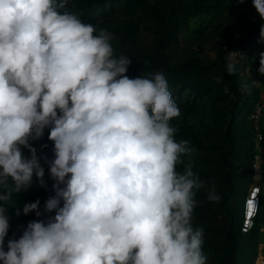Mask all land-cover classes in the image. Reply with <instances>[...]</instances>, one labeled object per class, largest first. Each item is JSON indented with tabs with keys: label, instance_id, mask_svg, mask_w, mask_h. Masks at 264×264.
<instances>
[{
	"label": "clouds",
	"instance_id": "9594fccd",
	"mask_svg": "<svg viewBox=\"0 0 264 264\" xmlns=\"http://www.w3.org/2000/svg\"><path fill=\"white\" fill-rule=\"evenodd\" d=\"M67 3L0 0V264H208L203 229L192 224L205 182L177 170L189 149L175 139L180 110L165 76L130 78L112 33L60 11ZM252 4L264 21V0ZM45 129L49 173L63 185L45 202L56 214L29 222L5 250L11 194L34 177L44 186L30 141ZM208 199H219L214 185ZM39 204L16 214L39 216Z\"/></svg>",
	"mask_w": 264,
	"mask_h": 264
},
{
	"label": "rangeland",
	"instance_id": "374dc122",
	"mask_svg": "<svg viewBox=\"0 0 264 264\" xmlns=\"http://www.w3.org/2000/svg\"><path fill=\"white\" fill-rule=\"evenodd\" d=\"M72 1L68 0V2ZM72 9L71 13L81 17L80 12ZM254 19L261 20L253 7L252 0H244V3H238L237 0L229 1L217 10L203 12L192 17L188 23L182 24L177 37L166 43L162 51L171 64H177L192 58L204 62L214 61L218 58L219 49L233 48L229 55V61L237 66L239 81L247 84L244 95L249 97L251 102L257 93V83L264 78L258 74L261 52L259 54L252 52L249 58L244 60V55L235 49L237 48L236 42L242 39ZM135 20V17L126 15L124 2L119 0L106 5L105 15L94 13L83 21L95 25L98 30L106 29L112 33L111 43L114 53L122 51H131L136 54L154 52L158 48V44L161 43L154 23L137 22L136 39L133 43H130L127 37L122 36L121 33L126 31L130 23ZM187 93V90H183L181 96L174 100L180 110V115L171 121L172 126L177 129L176 141H187L189 149L182 156L183 163L177 166V170L183 172L185 167H190L205 182V186L196 192V205L202 203L203 197L208 198V191L214 185L215 193L219 196L218 200L223 201L224 205L228 206L234 214L226 213L224 207H220L217 215L211 214L212 217L204 219L193 213V227L203 229V251L208 258V264H219L220 252L215 248V244L223 237L222 232L209 230V228L222 227L231 219L235 220L239 244L245 245V248L239 251L240 264H264V208L260 219L253 227L258 231L256 238L250 239L238 231L242 205L248 187V180L244 179L247 170H249L246 147L249 141L248 135L251 134L248 132V122L244 114L247 107H241L232 117L229 112L232 95L228 94L226 89L224 92L214 90L201 99H193ZM30 143L36 149L40 159L42 149L35 146L32 141ZM223 153H226L227 159L231 161L235 179V187L228 197L222 191L224 188L222 181L227 170L226 166L222 164ZM24 155L26 157L30 155L27 149H24ZM43 179L44 186H41L34 177L31 187L26 191L11 194L6 214L9 217V224L12 225L18 236L22 235L29 222L47 223L56 214L55 210L48 211L45 208V202L49 198L55 197L58 189L63 185H57L50 173H45ZM37 200L40 201L39 211L41 214L39 216L35 212L27 215L22 212L20 215L16 214L17 209H22L26 203ZM7 243L8 241L5 240V250H7Z\"/></svg>",
	"mask_w": 264,
	"mask_h": 264
},
{
	"label": "trees",
	"instance_id": "16d2710c",
	"mask_svg": "<svg viewBox=\"0 0 264 264\" xmlns=\"http://www.w3.org/2000/svg\"><path fill=\"white\" fill-rule=\"evenodd\" d=\"M119 0H73L68 2L67 6L60 11L72 12V8L81 13L80 19L83 21L88 19L90 15L97 13L100 15L106 14V5L113 4ZM124 2V10L126 15L135 17L136 22L133 21L128 26L127 30L122 32L123 37H127L130 43L136 39L137 22H150L154 23L157 27V34L161 40L158 48L151 53L136 54L131 51H122L115 53V55H126L131 61L127 75L130 78L139 75L150 76L155 73H162L168 83V89L171 93L173 100H177L183 92L188 91V96L193 99H201L214 90L224 92L232 95L229 112L232 117L235 116L236 111L241 107H247L245 110V118L247 120L248 111L252 108L257 96V93L252 98L251 102L249 97L245 96V89L247 84L239 81L237 66L231 64L229 55L233 48L219 49L218 58L214 61L204 62L199 59H188L177 64H171L164 56L163 47L166 43L173 41L179 30L184 23L203 12L217 10L225 6L229 1L235 0H121ZM71 4H73L71 6ZM264 21L259 19L253 20L249 24L247 32L242 39L236 42L238 51L244 55V60L249 58L252 52L259 54L264 52V39L260 36L261 25ZM231 64L234 72L229 74L227 68ZM248 122V120H247ZM248 125V132L250 133V123ZM48 129H45L44 135L41 139L31 140L35 146L42 149V156L40 163L44 167L45 173H49V164L55 159L54 144L48 140ZM249 141L246 147L247 158L249 159V170H247L244 179L249 177L251 164H252V148H251V134L248 135ZM226 152V151H225ZM229 152V151H228ZM226 152V153H228ZM226 153H223L222 164L226 166L227 170L224 174L222 189L225 196H229L235 187V179L233 176V169L231 168V161L227 159ZM245 200V197H244ZM244 203V202H243ZM220 207L225 208L226 213L233 214V211L228 206L224 205L221 200L210 201L208 198L203 197L201 204H197L193 213L199 215L201 218L212 217L211 214L217 215ZM243 210V205H242ZM234 215V214H233ZM216 217V216H215ZM214 217V218H215ZM260 217L256 220V222ZM255 222V224H256ZM8 235L5 240L16 238L18 239L17 232L11 224H9ZM242 216L239 233H244L250 239H254L258 235L257 229H252L248 232L242 231ZM209 230L219 231L223 233L222 239L215 244V248L220 252L219 264H240L238 258L239 251L245 248V245L239 244L237 238V230L235 229V220L231 219L228 223H224L222 227L212 228Z\"/></svg>",
	"mask_w": 264,
	"mask_h": 264
},
{
	"label": "built area",
	"instance_id": "2783aa9c",
	"mask_svg": "<svg viewBox=\"0 0 264 264\" xmlns=\"http://www.w3.org/2000/svg\"><path fill=\"white\" fill-rule=\"evenodd\" d=\"M258 96L248 111L250 123L252 164L248 177V187L242 210V231L248 232L261 216L264 208V78L257 83ZM254 202L249 216V202Z\"/></svg>",
	"mask_w": 264,
	"mask_h": 264
},
{
	"label": "snow or ice",
	"instance_id": "6c2138e0",
	"mask_svg": "<svg viewBox=\"0 0 264 264\" xmlns=\"http://www.w3.org/2000/svg\"><path fill=\"white\" fill-rule=\"evenodd\" d=\"M254 208V202L253 201H250L249 202V212H248V215L251 216L252 215V210Z\"/></svg>",
	"mask_w": 264,
	"mask_h": 264
}]
</instances>
